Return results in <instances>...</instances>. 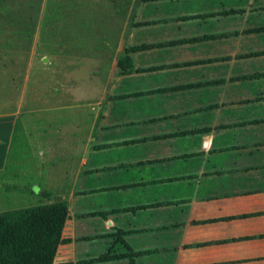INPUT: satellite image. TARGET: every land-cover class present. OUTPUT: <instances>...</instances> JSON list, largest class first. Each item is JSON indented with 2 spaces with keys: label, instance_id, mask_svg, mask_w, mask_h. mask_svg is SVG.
<instances>
[{
  "label": "crops",
  "instance_id": "0c3cea01",
  "mask_svg": "<svg viewBox=\"0 0 264 264\" xmlns=\"http://www.w3.org/2000/svg\"><path fill=\"white\" fill-rule=\"evenodd\" d=\"M85 4L0 113V211L67 202L57 264H264V0Z\"/></svg>",
  "mask_w": 264,
  "mask_h": 264
},
{
  "label": "rangeland",
  "instance_id": "374dc122",
  "mask_svg": "<svg viewBox=\"0 0 264 264\" xmlns=\"http://www.w3.org/2000/svg\"><path fill=\"white\" fill-rule=\"evenodd\" d=\"M85 1L0 0V113L18 108L28 77L35 88L39 77L50 74L45 62L52 59L56 33L86 27V18L95 16Z\"/></svg>",
  "mask_w": 264,
  "mask_h": 264
},
{
  "label": "trees",
  "instance_id": "16d2710c",
  "mask_svg": "<svg viewBox=\"0 0 264 264\" xmlns=\"http://www.w3.org/2000/svg\"><path fill=\"white\" fill-rule=\"evenodd\" d=\"M69 220L65 201L0 212V264H57Z\"/></svg>",
  "mask_w": 264,
  "mask_h": 264
},
{
  "label": "water",
  "instance_id": "95a60500",
  "mask_svg": "<svg viewBox=\"0 0 264 264\" xmlns=\"http://www.w3.org/2000/svg\"><path fill=\"white\" fill-rule=\"evenodd\" d=\"M57 200H60L61 199V197L60 196H58V198H56Z\"/></svg>",
  "mask_w": 264,
  "mask_h": 264
}]
</instances>
